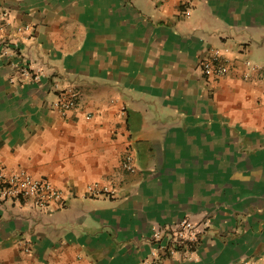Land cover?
Masks as SVG:
<instances>
[{
    "label": "crops",
    "instance_id": "1",
    "mask_svg": "<svg viewBox=\"0 0 264 264\" xmlns=\"http://www.w3.org/2000/svg\"><path fill=\"white\" fill-rule=\"evenodd\" d=\"M186 8H190L186 12ZM41 80L11 82L0 55V160L70 199L0 202V264H146L156 227L210 221L192 257L152 264H264V0H0ZM229 60L206 76L214 50ZM77 109H52L61 90ZM136 155L137 169L121 163ZM99 182L114 196L89 197Z\"/></svg>",
    "mask_w": 264,
    "mask_h": 264
},
{
    "label": "built area",
    "instance_id": "2",
    "mask_svg": "<svg viewBox=\"0 0 264 264\" xmlns=\"http://www.w3.org/2000/svg\"><path fill=\"white\" fill-rule=\"evenodd\" d=\"M192 0H184L190 6ZM190 8H186L188 13ZM11 25L10 11H0V55L6 58L14 69V74L10 77L11 82L20 80H41L45 75L42 68L34 66L27 55L22 51V44L27 39H31L32 25L21 24L15 29V35L7 32ZM245 79H251L258 75H264V65L246 59ZM203 73L212 78H222L229 74V60L216 49L210 57L201 63ZM80 92L76 88L61 90L57 100L53 103L52 109L62 115L69 116L79 104ZM122 169L127 172H134L137 169L136 155L132 152L125 155L121 163ZM117 190L110 185H103L99 182L91 183L86 188L89 197L114 196ZM70 199V195L53 181L45 178L36 177L24 169L8 171L0 160V202L19 201L30 203L41 210H51L65 207ZM210 221H194L185 217L174 226L154 229L152 239L157 242V247L152 251L153 260L146 261L152 264L160 261L166 256L184 254L187 258L192 257L201 244L202 237Z\"/></svg>",
    "mask_w": 264,
    "mask_h": 264
}]
</instances>
